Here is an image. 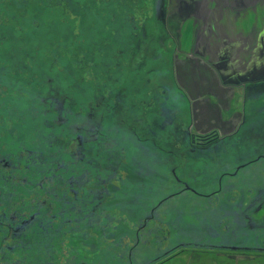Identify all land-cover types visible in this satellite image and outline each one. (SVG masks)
Returning a JSON list of instances; mask_svg holds the SVG:
<instances>
[{"label": "flooded vegetation", "instance_id": "1", "mask_svg": "<svg viewBox=\"0 0 264 264\" xmlns=\"http://www.w3.org/2000/svg\"><path fill=\"white\" fill-rule=\"evenodd\" d=\"M0 264H264V0H0Z\"/></svg>", "mask_w": 264, "mask_h": 264}, {"label": "crops", "instance_id": "2", "mask_svg": "<svg viewBox=\"0 0 264 264\" xmlns=\"http://www.w3.org/2000/svg\"><path fill=\"white\" fill-rule=\"evenodd\" d=\"M177 71H178V68H177ZM198 105H200L199 102H194V106H195V107H193V113H194V115L196 114L195 112H197V106Z\"/></svg>", "mask_w": 264, "mask_h": 264}, {"label": "rangeland", "instance_id": "3", "mask_svg": "<svg viewBox=\"0 0 264 264\" xmlns=\"http://www.w3.org/2000/svg\"><path fill=\"white\" fill-rule=\"evenodd\" d=\"M249 155H251V156H255V153H251V154H249Z\"/></svg>", "mask_w": 264, "mask_h": 264}]
</instances>
